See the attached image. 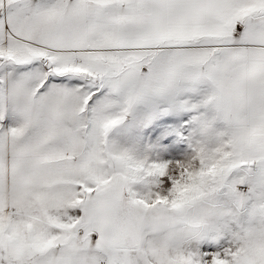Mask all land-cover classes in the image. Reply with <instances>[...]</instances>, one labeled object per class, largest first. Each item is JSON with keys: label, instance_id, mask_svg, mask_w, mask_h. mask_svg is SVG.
<instances>
[{"label": "snow or ice", "instance_id": "6c2138e0", "mask_svg": "<svg viewBox=\"0 0 264 264\" xmlns=\"http://www.w3.org/2000/svg\"><path fill=\"white\" fill-rule=\"evenodd\" d=\"M0 264H264V0H0Z\"/></svg>", "mask_w": 264, "mask_h": 264}]
</instances>
